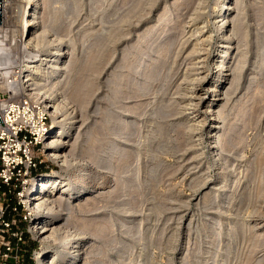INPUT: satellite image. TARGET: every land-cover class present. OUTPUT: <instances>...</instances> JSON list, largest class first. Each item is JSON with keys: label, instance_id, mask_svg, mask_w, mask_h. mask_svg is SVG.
Masks as SVG:
<instances>
[{"label": "rangeland", "instance_id": "obj_1", "mask_svg": "<svg viewBox=\"0 0 264 264\" xmlns=\"http://www.w3.org/2000/svg\"><path fill=\"white\" fill-rule=\"evenodd\" d=\"M39 1L43 4L38 16L42 15L36 32L47 25L50 28L55 20L57 29L48 31L44 40L57 39V46L61 45L74 66L55 82V93L51 83L45 87L52 102L61 103L62 95L67 97L66 122L71 119L74 126L60 151L73 160L68 173L87 166L101 187L86 203L72 206L75 214L58 209L54 215L57 237L92 236L104 227L96 240H83L75 261L264 264V0L232 2L228 19L240 20L237 32L232 33L238 51L226 59L221 92L216 93L224 105L217 124L214 115L205 112L207 103L213 101L208 87L216 78L215 62L222 50L214 26L216 0ZM73 3L75 12L68 13ZM166 18L172 23L165 50L157 53L152 66L135 74L138 50L145 49L150 34L159 39L157 25ZM158 39L153 41V50L159 48ZM194 41L201 43L194 45ZM240 45L245 63L236 85L232 68ZM192 47L201 52L193 49V54ZM53 49L45 53L49 56ZM47 73L55 77L57 72L47 67ZM79 78L89 84L81 93ZM126 115L132 124L117 133L115 122ZM214 125L213 150L208 132ZM112 142L117 149L109 152L106 147ZM46 160L48 170L41 165L39 171L65 173L53 159ZM152 164L156 165L149 167ZM150 171L154 174L148 179ZM57 191L52 194L55 204L60 200ZM115 212L119 220L126 217L130 223L120 227L114 221ZM91 218H98L99 227L92 225L85 235V222ZM122 237L132 244L126 250H122ZM36 243L28 240L32 248ZM59 253L58 258L65 257L59 261H66L68 251Z\"/></svg>", "mask_w": 264, "mask_h": 264}, {"label": "bare ground", "instance_id": "obj_2", "mask_svg": "<svg viewBox=\"0 0 264 264\" xmlns=\"http://www.w3.org/2000/svg\"><path fill=\"white\" fill-rule=\"evenodd\" d=\"M199 1H202V0H199ZM236 1L237 0H235V3H236ZM48 2H49V0H46V3H48ZM216 2H217L216 3L217 7H219V8L215 10L216 15L214 16V22H215L214 26L217 28V33H218L217 37H218V40H219V45H220L222 50L218 53V59L215 62V74H216L215 77L216 78H215V80H213V82H211L209 84V87H208L209 91L212 93V97H213L212 100L213 101L212 102L209 101L207 103L206 111H205L207 113V110H208L209 113L214 115V120L215 119L217 120V118H219V115L222 116V113H223V110H224L223 109L224 105L219 103L223 99H218L216 93L217 92H221V88H220L221 87V81H222V79L224 77V69L227 66V65L225 66L226 59L229 58V56L232 53H234L235 50L238 51V44H236V42L233 41L232 33L237 32V27L239 26V21H240L238 19V17L232 18L231 21L228 19V16L230 15V11L233 10V8H232L233 0H216ZM42 4H43V1L40 3L39 0H0V12L8 14L10 12V9H13V8H16V7H22V9H24V12H25V14H23V16H22V19H25V23L28 25V28L32 29V32L30 34H32L33 37H32L31 40L34 42L33 45H34V47L37 48V52H41L42 54H44L45 51L49 47H54V49L51 50L52 51L51 56H49L51 58L47 59V61H48V64H49L48 67L52 68V72H57L55 74L56 75L55 77L54 76L51 77L47 73V68L45 66H41V64L38 61L39 59H35L33 61L34 62L33 66L31 67L32 71H37V74H35L32 77V79H31L33 85L35 86V90L42 97H45L46 94L49 96V94H48L49 92L45 89L46 85L48 83H51L52 93H55V91H53V90H55V87L57 86V84L55 82L58 79H60L61 77L63 78V74L65 72L66 73H67V71L71 72L74 66H73V62L70 59L69 60L66 59V57L64 56V50L61 49V45L58 44V46H57V43H58L57 39L52 38V37H51L52 38L51 39L49 37L46 41L44 40V37H45V35L47 34L48 31H50L51 29L52 30H56L57 29L55 27V24H56L55 20L51 22L50 28L47 25L46 27L44 26L41 29L40 33L36 32V26L40 22L39 16L42 15V14H40L38 16V11H39L40 6ZM32 8H36V11H34V13L30 12V10H32ZM75 8L76 7H75L74 3L71 4V6L68 7V9H67L68 13H69V10H72V12H75ZM197 8H198V6H197ZM67 10L65 9V11H67ZM229 22L231 23V25H230ZM171 23H172L171 19H169V18L164 19L162 22H160L157 25V30L156 31H159L158 33H160L159 34V39L157 38L158 35L156 37V35L150 34L149 37L145 40V46H144L145 49L141 48V49L138 50L139 62H138V64L135 67V74H140L144 69H146L147 67L152 66V64L155 62L153 60V58L157 57V53L160 52V51H164L165 50L164 48H165L167 42L169 41V37L171 35L170 31L168 30L169 27L171 26ZM84 32H86V31H84ZM195 33H196V31H195ZM53 36H54V34H53ZM84 36H85V34H84ZM204 38H205V36H204ZM157 39L159 41V48L157 50H153L152 45L157 41ZM153 41H155V42L153 43ZM194 42H196V41H194ZM198 43H201V41L198 42ZM198 43L196 42V43H194V45H199ZM241 44H243V43H241ZM67 45H68V48H70V47L72 48L73 47L72 40H68L67 41ZM55 46H57V47L55 48ZM191 46H193V45H191ZM197 47H200V46H197ZM239 47L240 48H239V52H238V61L234 65V68H232V72H234V75H232V76L234 77V82H235L236 85L238 84L239 76H240V73H241L242 68L244 66V63H245V51H244V49H241V47H242L241 45ZM189 49L192 51L194 49V47H192V49L191 48H189ZM145 50H147V51H145ZM193 51H192V53H193ZM195 51L201 52V50L199 51L197 49ZM174 56H175V54L173 55V57ZM173 57H172V61H173ZM34 58H37V57L34 56ZM201 59H202V57H201ZM231 66H232V64H231ZM70 72H69V74H70ZM75 72H76V70H75ZM66 76H64V77L66 78ZM200 76H202V75H200ZM68 77H69V75H68ZM68 77L66 79H68ZM197 77H199V75ZM228 77H230V76H228ZM199 79H200V77H199ZM70 80H72V79H70ZM79 80H80V78H79ZM230 80H231V78H230ZM66 81L67 80H65L63 82H66ZM231 83H232V81L230 82V84ZM69 84H71V82ZM69 84H67V85L69 86ZM73 84H74V82H73ZM77 84L79 85V82ZM74 85H76V84H74ZM227 86H228V84H227ZM65 87H66V85H65ZM74 87L75 86H72L73 90H74ZM87 87H89L88 81L87 80L83 81V82L81 81L80 86H78V93L86 91ZM66 90H68V87H67ZM191 94H193V93H191ZM197 94H199V93H197ZM62 97H63L64 101L61 102V103L52 102V98H51V101H50V99L47 97V99H49L48 109H49L50 118H51V131L50 132L53 135H52L49 143L45 145V149L47 151V154H49L52 157L53 161L56 162L62 168V171L65 172V173L61 174V173L52 172V173L47 174V175L44 174L38 179H34L33 181H31L30 186H29V188L27 190V198H28V200H29V202H30V204L32 206V213H34L35 219L37 221V226L35 227V229L37 231L38 238L40 239V242H41L42 245H46L47 248L45 247L46 248L45 250L48 253V256H49L48 258L51 261V263H53V264H78L76 261H74V257H75L76 252H78L80 245L83 243V240L84 241L85 240L86 241L96 240L95 237L97 236V234L100 231H102L104 229V227L103 226L99 227V225H97V224H99V223H97L98 218H91L89 220V222H87V223L85 222L86 225L84 226V231H85V235H87V231H89L91 229L92 225H93V227H97L98 226L99 229L95 230L94 234L92 236H87V237L86 236H83V237L81 236V237L78 238V237H76V235L69 237V236H65V235L62 234L59 237H57L58 228L55 226V217H54V215H55V213H57L58 209H62V210H64V212L66 211V213H70L72 215L75 214V210H73L72 206L76 207L77 204L86 203V201L89 199L91 194H93L97 190L101 189V187H100V185H97V182H95V180H97V178H96L97 176L87 166H81V167L78 166L77 169L74 172L68 173L69 166H71L73 164V160L71 158H69V157H71L70 155H68L65 152H62L60 150L64 146H66V144H67V142L65 141V138H66V135H68L69 133H68V131H66V129L70 130V134H71V133H73L72 131L74 130V126H73V122H72L71 119H69L70 121L66 122V120H68L66 118L69 115L68 112L64 111L65 102H66L65 99H67V97H64L63 95H62ZM58 99H60V98H58ZM78 101H80V104H82L83 103V97L80 96V98H78ZM221 103H223V102H221ZM246 111H247V109H246ZM228 113H230V112H228ZM241 115L243 116V112H242ZM127 118H128V115H126V119H124V120L118 119L115 122V128L118 129L117 133H119L125 127H128L129 123H130V125L132 124V122L131 121L129 122L127 120ZM218 120L214 121L213 123L217 124L219 122ZM65 122H66V125L63 126V123L65 124ZM203 122L205 123V121H203ZM156 123H154V124H156ZM189 123H191V122H189ZM120 128H122V129H120ZM215 128H216L215 125L212 126V129L209 130V132H208V136H209L208 137L209 138L208 142H209V145L211 146V149H213V150L215 149V145H216V141H217V137L214 134ZM198 142H199V140H198ZM148 145H150V144H148ZM114 149L115 150L117 149V144L114 143V142H112L110 144V146L106 147V150L109 151V152L113 151ZM103 152H104V150H103ZM224 152H225V150H224ZM217 156H218V154L215 153L214 154V158L216 159ZM150 157L152 158L151 154H150ZM97 162H99L101 164L103 162V160H101L99 158L97 160ZM217 163H218V160H217ZM155 165L156 164H152L149 167H153ZM91 171H92V173H91ZM153 174H154V171H150L148 179L152 178ZM91 178H92V180L89 182V179H91ZM212 187H214V186H212ZM55 190H59L57 192L60 194L59 195L60 200L57 199V204H55V201H53V197H52V194H54L53 192ZM66 196H68L67 199L64 198ZM95 198H96V196H95ZM75 201H78V203H76L75 205H71L72 204L71 202H75ZM156 208H158V207H156ZM76 211H77V213H81L82 208L79 209V210H76ZM87 214H88V212H87ZM118 214H119V212H115L114 221L116 220L119 223L120 227H125L128 223H130V220L128 218H126V217L123 218L122 220H119L118 219ZM86 216H91V215L88 214ZM217 222H218V220H217ZM132 231H135V230H132ZM229 233H231V231H229ZM82 235H83V233H82ZM122 238H123L122 243H121L122 244L121 245L122 246V250H126L132 244H130L131 241H129L127 237H122ZM208 240H210V239H208ZM66 250L68 252H70L71 255H69L66 258V261H64L62 263L59 260L61 258H65V257L58 258V255H61V253H59V251L64 252ZM74 250H75V252H74ZM223 255H224V253H223ZM223 255H222V257H223ZM219 264H223V260H221L219 262Z\"/></svg>", "mask_w": 264, "mask_h": 264}, {"label": "built area", "instance_id": "obj_3", "mask_svg": "<svg viewBox=\"0 0 264 264\" xmlns=\"http://www.w3.org/2000/svg\"><path fill=\"white\" fill-rule=\"evenodd\" d=\"M23 14L22 7L0 12V264H53L38 238L27 198L31 181L51 173L46 159L52 157L45 149L53 135L51 98L42 97L31 80L37 74L31 70L33 61L39 59L47 68L51 54L37 52ZM41 165L47 170L39 171ZM29 239L37 242L35 248Z\"/></svg>", "mask_w": 264, "mask_h": 264}, {"label": "water", "instance_id": "obj_4", "mask_svg": "<svg viewBox=\"0 0 264 264\" xmlns=\"http://www.w3.org/2000/svg\"><path fill=\"white\" fill-rule=\"evenodd\" d=\"M0 123L2 124L1 120H0ZM3 125V124H2Z\"/></svg>", "mask_w": 264, "mask_h": 264}]
</instances>
